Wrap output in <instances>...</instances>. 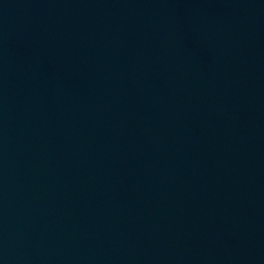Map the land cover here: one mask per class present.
Listing matches in <instances>:
<instances>
[{
    "label": "water",
    "instance_id": "water-1",
    "mask_svg": "<svg viewBox=\"0 0 264 264\" xmlns=\"http://www.w3.org/2000/svg\"><path fill=\"white\" fill-rule=\"evenodd\" d=\"M264 205V0H0V264H213Z\"/></svg>",
    "mask_w": 264,
    "mask_h": 264
}]
</instances>
